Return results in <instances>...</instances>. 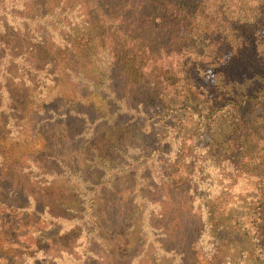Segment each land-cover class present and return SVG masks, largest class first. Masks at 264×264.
<instances>
[{
	"label": "rangeland",
	"instance_id": "374dc122",
	"mask_svg": "<svg viewBox=\"0 0 264 264\" xmlns=\"http://www.w3.org/2000/svg\"><path fill=\"white\" fill-rule=\"evenodd\" d=\"M223 3L227 4L225 13L233 18L229 35L236 43L235 52L220 61L216 58L218 54L205 45L198 50L199 54L190 52L172 73L176 100L166 99L150 111L158 114L170 106L176 111L178 126H182L191 115H197L196 123L200 116L208 114L210 107H220L214 125L203 128L196 125L193 129L189 124L183 130L190 133L188 137L194 142L186 147H191L192 159L186 157L184 144L175 141L172 145L169 142L160 145L156 135L159 128L154 124L142 128L135 126L137 122L133 120L122 121L115 128L103 125L104 119L96 127L87 123L72 139L66 138L63 121L73 119L66 117L70 107L88 103L104 110L106 101L100 97L89 101L73 98L62 68L44 98L38 93L32 97L28 110L46 106L49 109L40 123L56 122V125L53 136L47 139L23 135L16 141H0L6 158L0 173V264H54L51 256L59 249L74 251L76 258L82 255L72 248L75 240L84 244L88 230L81 196L72 184L60 181L38 194V188L44 186L31 183L46 179L39 178L36 165L27 166L28 162L58 159L74 166L78 162L84 168L89 167L90 163L87 165L85 161L90 162L91 157L100 154L112 159L118 150L124 149L134 157L141 155L145 163L148 161L146 170L143 176L137 177L134 172L123 176L115 190L117 195L111 197L109 191L99 195L101 214L110 219V231L105 232L109 249L98 258L88 254L85 264H264V240L255 239L251 229L256 221L251 210L255 208L253 196L257 192L253 185L256 180L250 178V175L264 177V31L245 26L261 16L264 0ZM91 19V27L75 35V50L87 72L96 78L104 30L96 10H92ZM60 61L64 63L66 58ZM237 94L246 97L257 94L258 99L256 103L248 101L240 109L253 129L242 136L235 135L233 110L227 101L234 100ZM233 139L238 149L232 145ZM208 144H213L216 151L207 153ZM198 145L203 149L196 150ZM137 148L140 151L134 150ZM191 160L194 171L187 172ZM18 164L23 167L22 178L16 169ZM172 171L170 202L160 192L145 195L147 178L160 186ZM25 175H29L31 183ZM133 187L157 202L150 211L158 213L166 208L169 211L164 224L150 229L149 234L132 206L139 204L138 200L131 205L128 202L124 209L119 206L126 199L128 188ZM27 193L40 200L44 197L62 214L64 222L54 225L40 217V213L22 211L28 203ZM129 208L132 211L127 212ZM94 250L101 251L99 246Z\"/></svg>",
	"mask_w": 264,
	"mask_h": 264
},
{
	"label": "trees",
	"instance_id": "16d2710c",
	"mask_svg": "<svg viewBox=\"0 0 264 264\" xmlns=\"http://www.w3.org/2000/svg\"><path fill=\"white\" fill-rule=\"evenodd\" d=\"M223 1L0 0V141H16L23 135L46 139L53 136L56 122L53 125L40 123L41 116L49 108L41 105L29 111L28 107L36 93L44 98L43 94L57 81L54 78L59 75L58 69L62 68L73 98L89 101L93 97H100L106 101L104 110L88 103L70 107L66 117L73 119L63 121L64 127H67L66 138L72 139L87 123L96 127L104 119L103 125L115 128L122 121L133 120L137 122L135 126L142 128L154 124L159 128L156 135L160 145L168 142L172 145L175 141L184 144L182 149H185L186 157L192 159L191 147H186L194 142L188 137L190 133L183 130L189 124L193 129L196 125L202 128L207 124L214 125L220 107H210L208 114L200 116L196 123L197 115H191L182 126H178L176 111L170 106L162 113L150 114V111L166 99L176 100L172 73L190 52L198 53L205 45L218 54V61L235 52L236 43L229 35L233 18L225 13L227 4ZM92 10L98 12L104 30V48L96 62V78L87 72L75 50L77 32L93 24ZM245 26L264 31V10L259 18ZM63 57L66 58L64 63L60 61ZM252 97L237 94L234 100H227L233 110L231 119L237 136L253 132L240 110L248 101H258L257 94ZM232 145L236 149L239 147L234 139ZM208 146L205 150L207 153L216 151L213 144ZM202 147L198 145L196 150ZM129 153L125 149L118 150L112 159L99 154L91 157L90 162L84 160L85 164L90 163L89 167L84 168L78 162L74 166L58 159L28 162L27 166L36 165L39 178L46 179L35 183L30 181L29 175H25L26 181L32 182L33 186H44L38 188V194L45 193L46 186H53L55 182L72 184L85 207L88 219L85 242L82 244L79 240L76 243L75 240L72 245L73 250H78L82 255L76 258L74 251L59 249L51 256L54 264H85L88 254L98 258L109 249L105 232L110 231V219L101 214L98 198L106 191L111 193V197L117 195L116 187L125 175L134 172L137 177L143 176L148 161L145 163L141 155L134 157ZM5 160L0 144V173ZM191 163L192 160L187 172L194 171ZM193 163L195 167L194 159ZM16 169L21 176V164ZM172 176L173 171L160 186L147 178L145 195L160 192L170 202L168 187ZM250 178L256 180L253 185L257 192L253 196L255 208L251 210L256 221L251 229L255 239L264 240V177L250 175ZM128 189L124 194L127 195L126 199L123 197L124 202L119 204L120 208L138 200L139 204L132 206L138 212L140 222L144 223L147 234L150 229L164 224L169 213L167 208L158 213L150 211L157 202L143 196L138 187ZM31 193H27L28 203L21 208L22 211L35 215L40 213V217L54 225L64 222L62 214L44 197L40 200ZM130 211L131 208L127 209V212ZM107 214L110 217V213ZM95 246H99L101 251L94 250ZM162 247L165 248V244Z\"/></svg>",
	"mask_w": 264,
	"mask_h": 264
}]
</instances>
